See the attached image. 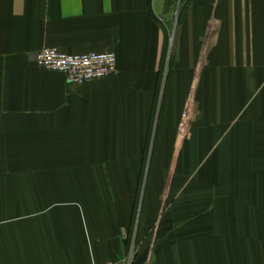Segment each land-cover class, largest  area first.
<instances>
[{"label":"crops","instance_id":"1","mask_svg":"<svg viewBox=\"0 0 264 264\" xmlns=\"http://www.w3.org/2000/svg\"><path fill=\"white\" fill-rule=\"evenodd\" d=\"M108 261L264 264V0H0V264Z\"/></svg>","mask_w":264,"mask_h":264},{"label":"built area","instance_id":"2","mask_svg":"<svg viewBox=\"0 0 264 264\" xmlns=\"http://www.w3.org/2000/svg\"><path fill=\"white\" fill-rule=\"evenodd\" d=\"M37 62L44 68L63 72L74 84L107 77L117 71V56L112 51L67 53L57 47L46 46L39 52ZM99 264L122 263L108 261Z\"/></svg>","mask_w":264,"mask_h":264}]
</instances>
